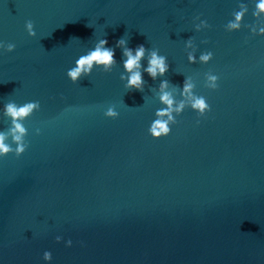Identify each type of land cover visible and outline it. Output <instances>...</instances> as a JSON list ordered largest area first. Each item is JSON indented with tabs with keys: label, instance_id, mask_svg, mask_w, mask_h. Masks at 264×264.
Returning <instances> with one entry per match:
<instances>
[{
	"label": "water",
	"instance_id": "obj_1",
	"mask_svg": "<svg viewBox=\"0 0 264 264\" xmlns=\"http://www.w3.org/2000/svg\"><path fill=\"white\" fill-rule=\"evenodd\" d=\"M256 10V0H0V133L13 149L0 156V264H264ZM101 40L114 63L73 80ZM141 45L142 86L129 87L125 49ZM152 52L167 64L155 78ZM164 92L172 119L157 138ZM29 102L39 106L19 121L17 154L4 108Z\"/></svg>",
	"mask_w": 264,
	"mask_h": 264
},
{
	"label": "clouds",
	"instance_id": "obj_2",
	"mask_svg": "<svg viewBox=\"0 0 264 264\" xmlns=\"http://www.w3.org/2000/svg\"><path fill=\"white\" fill-rule=\"evenodd\" d=\"M256 13L255 15L257 18L260 16H264V0H256ZM244 12H237L235 14V22L230 24L232 29H239L240 23L242 21ZM29 28L31 25L29 24ZM261 34H264V27L260 28ZM121 45L125 43V41H119ZM107 44L106 40H101L99 45L96 49L90 52L87 56L80 58L77 61V67L70 70L69 76L76 80L79 76L85 72H89L93 65L100 64L104 65L105 67L111 66L114 63V52L112 49L105 47ZM11 47V46H10ZM145 54V49L143 45L138 47L135 50V54L131 49H125V55L127 59L125 60V68L130 73L128 86L140 88L142 86V77L139 71L140 68V60L143 58ZM210 55V54H209ZM209 55H204L201 57L202 60L207 61L209 59ZM191 59V58H190ZM148 73L155 78L158 74L163 75L167 70V64L165 58L159 56L156 52H152L150 59H149V66L146 69ZM213 81L216 79L215 77L211 78ZM166 87V82L162 84V88ZM191 84L185 85V93H190ZM161 100L168 105L167 111H160L158 113L160 119L156 120L150 131L151 133L159 138L160 136L167 135L170 131L168 127V121L172 119L171 111L173 106V99L169 93L164 92L161 96ZM38 104L34 102L26 103L22 106H17L15 104L9 103L5 105L4 111L7 116H9L13 121V128L11 129L12 136L14 141L17 143V148L15 149L17 154L23 153L25 150L23 137L26 133V129L22 126L19 122L29 116L35 109L38 108ZM181 105L180 107H182ZM195 109L199 110L200 112H204L207 110L206 102L203 98H195L193 100V105ZM177 111L180 109L177 108ZM114 114V113H110ZM167 116L168 120H164L163 117ZM7 136L4 133H0V156L7 155L9 152L13 151L10 145L7 144ZM70 243V242H69ZM44 259L50 261L51 260V253L45 251Z\"/></svg>",
	"mask_w": 264,
	"mask_h": 264
}]
</instances>
